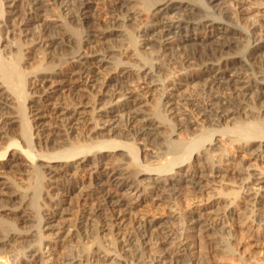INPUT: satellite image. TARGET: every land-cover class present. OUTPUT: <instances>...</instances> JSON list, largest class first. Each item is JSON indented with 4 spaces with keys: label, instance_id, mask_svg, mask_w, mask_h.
<instances>
[{
    "label": "bare ground",
    "instance_id": "1",
    "mask_svg": "<svg viewBox=\"0 0 264 264\" xmlns=\"http://www.w3.org/2000/svg\"><path fill=\"white\" fill-rule=\"evenodd\" d=\"M13 1L12 31L31 37L14 43L11 60L0 51V80L7 87H0V149L20 148L9 153L7 162L0 161V248H29L33 258L29 264L165 263L188 255V250L186 243L170 242L173 234L163 226L160 214L136 215L137 230L134 226L127 233L121 231L142 197L166 201L182 186L190 187L195 205L186 219L190 229L204 232L230 230L224 221L231 210L230 197L218 191L206 197L211 184L229 176L243 182V197L258 204L264 201V173L211 159L210 151L222 138L200 150L194 164L156 178L136 176V164L118 163L110 153L99 155V150L117 145L95 141L123 137L144 146L166 136L161 130L173 121L195 134L203 133L206 125L237 120L244 136L263 135L245 120L264 115V64L254 67V60L264 57V30L260 35L257 28H250L248 0H22L19 5ZM223 3L229 6L220 7ZM53 5L57 11L50 9ZM126 19L139 23L133 33L120 30ZM258 21L264 28V19ZM36 24L41 27L31 32ZM121 37L125 47L111 44ZM141 39L144 47L156 50V61L142 53ZM245 44L249 51L239 55ZM61 45L69 47L68 57L50 60L48 49ZM191 45L209 50L191 53ZM38 53L43 60L28 71L26 65ZM104 68L106 77L100 74ZM163 72L169 75L159 87L156 81ZM189 85L197 91L184 95L181 90ZM161 86L160 103L148 111V96ZM21 98L28 101H18ZM165 138L172 162L203 145L201 136L190 143L179 135ZM238 146L250 148L248 142ZM80 155V162L69 163ZM56 159L66 162H51ZM82 171L86 179L79 178ZM81 228L94 237L95 246L85 255L69 253L55 260L35 244L43 240L47 253L48 244L71 246ZM161 229L160 245L144 241ZM108 234V244L121 253L107 249L102 238ZM256 237L254 246L264 249V232ZM140 238L147 251L137 256Z\"/></svg>",
    "mask_w": 264,
    "mask_h": 264
},
{
    "label": "rangeland",
    "instance_id": "2",
    "mask_svg": "<svg viewBox=\"0 0 264 264\" xmlns=\"http://www.w3.org/2000/svg\"><path fill=\"white\" fill-rule=\"evenodd\" d=\"M132 1H134L133 3H135V0ZM20 2L22 3V0H17L16 4L19 5ZM248 2L249 3L246 10L247 12H249L248 14V16H250L249 21L252 23L250 28H257L256 30L257 33L259 31V34L260 32L262 34L264 28L261 26L259 21L256 22V19H260V20L264 19V0H248ZM14 4L15 2L13 0H0V35H1L0 51L2 52L4 58L7 60L12 59L13 54L11 53V50L15 47L16 43H19L20 41H24L27 38L31 37V36L24 37L22 35L15 34V32L12 31L13 28L11 23L12 22L11 10ZM227 6H229V3H223L221 4L220 7H227ZM50 9L57 11L54 5L50 6ZM53 18L62 21L65 20L67 22L69 21V18L66 16H62V17L54 16L52 17V19ZM125 22H124L125 24L122 22V26H120L121 27L120 30H123L124 32L126 31V33H133L135 28L139 24V23H135L134 21L130 22V20L127 19L125 20ZM40 25L41 24H39V26ZM239 25L242 27V28L240 27L241 29L244 28L246 34H249L247 28L245 29L246 26L245 23L241 22L239 23ZM39 26L38 24L32 26L31 32H36L37 29H39L38 28ZM111 44H114L119 48H123L126 46V42L124 41L123 37L115 39V41H113ZM139 46L138 47L140 48L142 53H145L144 55L148 57L149 60L152 59L153 61H156L154 59L155 58L157 59L158 55L156 54L155 49H152L150 46H149L150 49L146 48L147 46L144 47L143 39L140 40ZM68 49L69 47L67 45H61V46H57V48L48 49V51L50 50L48 54L49 59L52 57L54 58V60L58 61L60 57L61 58L68 57L66 55L68 54L67 53ZM208 50L209 49L206 46L197 47L191 45L188 47V51L191 53L192 52L203 53V52H207ZM236 50L237 49H235V51ZM248 51H249V45L243 47L241 46V48L238 50V54L242 55V53ZM42 55L43 54L38 53L37 54L38 58L37 57L34 58V60H31L29 62L30 63L29 65H26V66H30L28 67V71L33 70L34 67L32 68L31 66L39 65L40 61L43 60V58H41ZM110 59H112L111 61H114V63L117 61V58L115 56H112ZM254 61H255L254 67H257L261 64H264V57L260 56ZM114 63L112 62V64ZM112 64H109V66L112 67L113 66ZM134 68L137 69V67ZM106 69L104 68L101 71L100 73L101 76L102 75L103 77L107 76L108 70ZM166 74L167 72L166 73L163 72L159 74L158 80L156 79L157 84L158 83L163 84L164 83L163 81L166 82L165 79L169 75ZM158 86L160 87L159 84ZM0 87L7 89L5 85L1 84V80H0ZM159 87L158 90L154 91L157 94L153 93L156 96L153 95L154 96L153 97L152 94L151 95L149 94L150 96H148L149 99L151 98L150 99L151 101L149 100L148 105L146 106V109L148 111L153 112L154 107H156V105L160 103L159 101L161 96L160 94L163 92V89L162 86L161 89ZM171 91L172 90H170V92ZM181 91L183 92L184 95H190L192 93H195L197 91V88L196 86L189 85L188 87L184 86ZM64 95L63 93L61 95L59 94V97L61 98ZM18 101H28V100L21 98L20 100L18 99ZM251 106L255 107L254 103L251 104ZM255 110H258V108L255 107ZM245 120L246 122H248L249 125L255 126L258 128L259 131L264 132V115L260 119H256V120H254L252 117H247V118L245 117ZM172 123L173 125L170 126L169 124V126H165L161 130L165 133L164 135L166 136L163 135L164 137L159 138L155 143H150V144L148 143L142 146L139 144L133 145L131 143L132 141L123 137H115L116 139L113 137L111 138L100 137L99 139L98 138L95 139V141L101 142L104 140H110V142H114V144H116L117 146L113 149L99 150V148H96L95 150L100 151L99 155L110 153L111 156H114V158L118 160L117 161L118 163L124 165H126L127 163L136 164L138 166V171H139L136 174V176L140 175V173H144L146 174V176H152L156 178L159 175L171 176V174H174L176 171H180L187 165L194 164L195 161L194 157L200 150L205 149L208 143L213 141V139L222 138L220 145L216 146L217 149L215 148L216 149V150L214 149L215 151L212 150L210 151L211 159H213L214 162L219 160H221V162H223L224 160H228L229 162L238 163L242 169L248 172L258 170L259 172L264 173V134L263 135L261 134L258 137L244 136V134H242L243 132L242 126H240L239 124H235L237 123V120H233L229 123L224 122L215 127L206 125V127L208 128L205 129L203 133L196 132L195 134H194L195 132L194 130L187 129L186 126L184 127L183 123L181 122L175 123L173 121ZM233 124H235V127L231 126ZM177 135L184 138L187 143L193 142L194 140L197 139V137L201 136L203 140V145L198 149H191L192 151L190 150L189 153L187 152V154L182 157L181 161L172 162V155L168 154L167 151L168 143L165 140L166 139L165 137H167L168 140L176 139ZM246 142H248L250 146L249 149L239 148L238 146L239 143L242 144ZM122 144H126V145H122ZM5 146L8 148L9 144L7 143ZM16 149H20V148L16 145H13L8 149V151H6L5 149L2 150L0 149V161L7 162L9 153L12 150H16ZM23 153L26 155L25 152ZM80 157H82V155L78 156V158L70 159L68 161L69 163L76 164L80 162L79 161L81 159ZM46 160L48 161V159ZM36 161L37 158H35V162ZM51 162L63 163L66 162V160L56 159L54 161L52 160ZM218 163H220V161ZM79 176H81L79 177L80 179H86L85 177H87V173L82 171L79 174ZM20 177H21L20 175L17 176V178ZM17 181L20 182V180L18 179ZM209 187H210L209 189L210 194H207L206 197L211 194H216L217 191L226 193L230 197V201L232 203L231 210L228 211L227 216L224 219V221L230 226V230L228 229L219 232L218 231L204 232L198 229H190L189 221L188 219H186V217L189 215L190 211L193 209V206L195 205V195L190 187L182 186V189L179 193L174 194L171 198H168L166 201L159 202L149 196L142 197L140 199V202L136 203L137 204L136 207L132 210V212H134L135 214L133 213V215L131 214L125 217L124 220L125 226H123L124 228L121 231L127 233V231H131L132 227L134 228V226L137 230L139 224H136V219H135L136 215L138 217L140 214L157 212L162 216L163 226L164 227L167 226L168 228L167 230L171 231L173 234L172 237L170 238V242L179 243V244L186 243L188 250L187 251L188 255L184 257H176L175 260L168 258L165 263H157V264H264L263 247L254 246V241L255 239H257L256 237L257 234L260 232L261 233L264 232V201L258 204V203H254L248 198L243 197L245 192V190L242 188L243 182L241 180L230 179L229 176L223 178L220 182L211 184ZM72 197L73 200L74 199L76 200L77 198L75 194H72ZM74 210H76V208H74ZM66 218L67 219L72 218L74 220L75 216H70V217L67 216ZM73 223H75V221H73ZM74 228L77 229V227ZM83 229L84 228H81L80 231L75 230L77 232V236H76L77 239L74 240V243L71 244V246H67L68 244H66L64 246L59 247V245L57 244L56 245L48 244L47 247L48 253H47L46 250H44L46 248H43L42 246V244H44L43 240L42 242L38 240L37 242H35V244L38 249L39 248L43 249L42 251L44 254H46L47 256L49 255L55 260H59L62 256L67 255L69 253H74L77 255L78 254L85 255V252H88V250L93 249L95 245L93 244L94 237L86 233L84 234ZM162 231L163 230L161 229L158 232H155L154 234H152V236H150L147 240L144 241L149 242V244L152 246L160 245V242L162 240V235L160 234V232ZM39 239H41V236ZM103 239L105 240L104 242L106 243V247L109 251H112L113 253L116 252L121 253L120 248L116 249V247L111 243L108 244L111 239V235L109 234L105 235L102 238V240ZM141 241L142 244L140 243L138 249L137 250L135 249L136 250L135 253L137 254V256L138 255L142 256L143 253H146L147 251V244H144L143 240ZM246 245L247 246L249 245L250 247L248 246L249 247L248 248L246 247ZM40 246H42V248ZM28 250L29 248L26 247L23 248L22 246L0 248V253H1L0 261L1 262L3 261L0 264H27V263L29 264L30 262L33 261V258L29 256L30 253ZM48 258H44V260L46 261L48 260Z\"/></svg>",
    "mask_w": 264,
    "mask_h": 264
}]
</instances>
